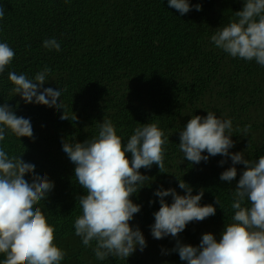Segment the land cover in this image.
Here are the masks:
<instances>
[{"label": "trees", "instance_id": "1", "mask_svg": "<svg viewBox=\"0 0 264 264\" xmlns=\"http://www.w3.org/2000/svg\"><path fill=\"white\" fill-rule=\"evenodd\" d=\"M189 2L200 3L202 10L181 15L168 0H0V43L15 52L0 73V104L30 118L34 134L18 138L6 130L0 147L10 156L22 155L35 165L36 174H47L53 182L52 191L37 206L55 227L54 243L66 253L61 264H186L170 251L175 238L157 240L150 232L153 213L160 207L154 192L173 188L184 195L179 179L192 187L193 195L204 191L201 206L216 208L214 216L186 226L179 234L182 243L196 246L208 232L219 240L225 224L232 222L233 192L244 165H235L233 181H221L220 174L233 166L230 157L217 155L193 164L179 151V132L192 116L213 111L232 121L234 147L229 151L258 160L264 155V67L255 60L233 58L210 40L217 28L236 19L243 0ZM51 38L60 43L59 52L42 46ZM45 66L52 71L44 87L66 89L60 99L75 120H61L63 109L26 104L11 92L8 72L32 78ZM104 118L111 120L122 142L149 122L156 123L165 138L166 173L155 164L140 169L150 180L131 196L142 207L130 224L139 226L147 247L143 252L137 248L127 260H97L95 241L85 247L74 229L82 212L78 197L86 192L74 179L75 164L63 152L62 141L84 142L97 135ZM246 126L250 128L244 135ZM126 155L131 159V153ZM222 159L226 163L221 166ZM25 179L30 181L31 174ZM164 199L171 204V196ZM3 259L0 254V262Z\"/></svg>", "mask_w": 264, "mask_h": 264}, {"label": "clouds", "instance_id": "2", "mask_svg": "<svg viewBox=\"0 0 264 264\" xmlns=\"http://www.w3.org/2000/svg\"><path fill=\"white\" fill-rule=\"evenodd\" d=\"M168 5L181 15L193 8L202 10L200 3L191 5L189 0H168ZM3 16L4 9L0 6V19ZM235 17L214 31L211 43L233 58L255 60L264 67V0H243L242 10L236 11ZM42 46L61 50L55 38L45 39ZM14 56L7 43H0V73H4ZM51 71L45 66L32 78L8 72L13 85L11 92L26 104L63 109L61 120H75L60 99L66 89L44 87ZM98 128V134L84 142L62 141L63 152L75 164L74 179L86 192L78 197L82 212L74 221L75 235L85 247L95 241L93 252L97 260L109 257L127 260L137 248L143 252L147 247L139 226L130 224L142 207L131 196L150 180L140 169L150 170L155 164L161 173H166L164 133L156 123L149 122L136 127L130 138L122 142L111 120L104 118ZM249 128L245 127L244 135ZM6 130L18 138H34L30 118L17 116L4 103L0 104V141L5 140ZM231 136V119L218 118L213 111H207L203 117L192 116L179 132V151L183 159L193 164L207 162L217 155L230 157L233 166L220 174L221 181H233L237 177L235 165H244L233 192L232 222L225 224L219 240L210 232L202 234L196 246L179 239L190 222L203 221L216 213L213 204L201 206L203 190L193 195L192 187L178 178V187L185 190L184 195L173 188L154 192L160 207L153 213L151 235L157 240L175 238L176 244L170 251L178 253L186 264H264V155L253 160L246 159L243 152H230L234 147ZM205 152L207 155H203ZM127 153H131V159ZM225 163L224 159L219 162L221 166ZM26 174H31L30 181L25 179ZM53 187L47 174L35 173L34 164L25 162L22 155L10 156L0 147V254L4 255L0 264H61L66 253L54 243L55 227L37 206ZM167 196L172 197L171 204L164 199ZM215 203L222 209L217 197Z\"/></svg>", "mask_w": 264, "mask_h": 264}]
</instances>
